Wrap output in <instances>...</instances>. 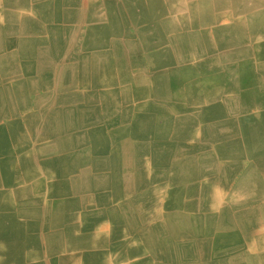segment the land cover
<instances>
[{
  "label": "bare ground",
  "instance_id": "1",
  "mask_svg": "<svg viewBox=\"0 0 264 264\" xmlns=\"http://www.w3.org/2000/svg\"><path fill=\"white\" fill-rule=\"evenodd\" d=\"M76 1L72 0L69 5L76 4ZM1 2L2 0L0 5ZM51 2L52 5L46 2L47 6L39 10L42 19L49 18L53 13L51 7L54 2ZM228 3L229 0H211L210 5L203 6L200 1H191L187 4L188 16L191 17L189 21L192 24L198 23L193 38L200 41L197 43L206 52L227 49L220 55L227 57L232 54L238 61H234L227 68L213 66L217 71L211 72L208 71V63H199L195 67L198 73L192 71L193 77L188 73L189 68L182 65L176 67L174 74L191 81L185 82L187 87L183 90L163 91L157 83L159 76L154 75L146 76L147 87L141 86L143 78L137 77L136 89L121 91L124 97L136 98L139 103L147 99L167 100L163 107L160 106V124H155L154 121L156 106L144 104L133 107V111L143 119L139 124L120 122L115 128L105 130L96 123L91 113L86 116L85 123L59 122L55 127L53 124L54 130L60 133L71 127L73 130L76 128V132H82L85 127L81 137L74 135L60 138L61 145L68 152L73 150V155H60L57 164L61 167L60 164L63 163L67 170L71 168L75 173L73 181L77 183L72 188L71 201L67 199L69 201L53 204L55 222L61 221L59 208L66 206L69 213L65 217L67 220L73 219V228L78 225L82 230L87 227L83 224V213H89L88 227L94 240L93 243H85L83 235L72 238L71 228H68L66 235L60 237L55 244L52 253H55L56 258L48 261V264L79 262L71 255L62 257L57 253L66 240L71 244V249L81 254L84 259L81 264H116L120 259L133 256H137L134 264H264V40L255 38L260 36L258 34H264V0H231L229 5L237 6V11H233L234 15H240L242 19H234L231 25L218 26L209 32L204 31L201 28L204 18L213 15L208 9L209 6L216 9ZM30 5L37 9L35 1L30 2ZM105 6L110 11L111 24L140 23L159 18L166 13L160 0H119V3H105ZM133 6L140 7L137 15ZM24 8L26 7L10 11L0 10V37L3 36V30L9 32L15 29H32V22L22 17L26 12L22 11ZM57 13L58 16L64 15L61 11ZM7 16H14V22L2 27ZM159 29L157 26L150 35L154 33L160 36ZM226 32L229 35H224ZM101 35V29L90 28L87 38ZM179 39L178 36L173 37L175 43ZM29 44L21 41L18 46L21 50L30 49L32 46ZM181 46L182 44L178 45L170 54V60L175 65L180 62L178 57ZM250 53L251 59L248 57ZM161 56V52L151 55L154 65L163 64ZM88 65L92 67L91 63ZM59 74L61 77L64 75L62 72ZM160 79L163 81L164 77ZM207 84L218 85V89H211ZM1 88L4 87H0V90ZM14 98L17 99L18 96ZM79 110L86 114V109ZM66 116L68 117V113ZM139 130L144 139L136 138ZM176 152H179L177 156ZM82 165L88 167L77 171V166L83 167ZM63 184L58 181L56 195L67 193L68 186ZM82 185L84 189L92 192L88 200L86 193L83 196L80 193ZM126 193H130L129 198H125L129 195ZM118 198L121 201L115 204ZM223 199L228 201L224 202ZM249 200H255L252 209L256 216L252 223L238 228L239 220L235 212L238 208L246 207ZM197 209L198 216L195 219L198 221L194 222L191 213ZM104 218L110 219L112 223L101 222ZM121 226L127 229L130 239L136 243L135 246H126L119 240ZM1 233L0 229V238H4L8 246L4 253L5 258L14 255L15 264H24L23 256L21 257L15 244L20 240L25 242V235ZM104 233H108V236ZM47 240L51 242L49 238ZM88 244H92L94 249L87 250ZM107 248L116 249L117 254L113 255ZM103 249L106 251L104 257L101 253ZM1 261L3 260L0 259V264H3Z\"/></svg>",
  "mask_w": 264,
  "mask_h": 264
},
{
  "label": "crops",
  "instance_id": "2",
  "mask_svg": "<svg viewBox=\"0 0 264 264\" xmlns=\"http://www.w3.org/2000/svg\"><path fill=\"white\" fill-rule=\"evenodd\" d=\"M33 1L37 3V9L30 5V2ZM42 1L2 0L0 5V10L4 11L26 7L22 9V11L26 10L22 17L32 22V29L25 28L23 31L15 29L9 32L3 30V36L0 37V87H4L1 88L2 91L0 90V119L2 118L0 120V229L2 230L1 234L10 233L17 236L22 233L25 235L24 237L27 238L25 242L20 240L15 244L16 248L20 250L21 257L23 256L22 261L24 264H48V261L53 260L54 257L56 258L55 253H52L56 247L55 244L58 239L60 240V237L66 235L65 232L68 228H71L72 238L83 235L85 243H93L94 240V235L88 227L89 213L82 212L85 217L83 224L87 226L82 230L79 229L78 225L75 226L77 229L73 228V219H71L72 221L67 220L65 215H68L69 209L66 206L59 208L58 213L61 216V221L59 223L55 222V215H53L55 205L53 204L60 201H71L72 188L77 183V181H73L75 173L71 168L67 170L63 163L60 164L61 167L57 164L60 155H73V150L68 152L66 147L61 145L60 138L65 139L67 136L74 135L81 137L85 127L82 128V132H76V128L73 130L71 127L63 129L60 133L58 130H54L53 124L55 127L56 123L59 122L73 123L78 121L85 123L86 116H89L90 113L96 123L105 130L115 128L120 122L142 123L143 119L133 111L134 106L144 104L163 107V103H166L167 100L147 99L139 103L136 98L124 97L121 91L123 89H136L137 77L143 78L141 86L144 87H147L148 83L145 80L146 76L153 77L157 75L159 76L157 83L163 91L183 90L187 87L186 83L191 81L185 80L181 75L174 74L176 67L182 65L189 68L188 73L193 77L192 71L198 73L195 67L200 65L199 63H208V71L211 72L213 70L217 71L214 67L227 68L233 65L234 61H238V59L235 60L232 57V54L227 57L220 55L227 49L206 52L197 43L200 41L193 38L194 32L198 29V23L192 24L189 21L191 17L188 16L187 4L191 1L198 3L200 1L201 5L206 6L211 4V0H160L163 10L166 11L164 15L156 19H148L132 24H111L109 22L110 11H107L105 3H113L114 5L119 3V0H77V3L73 5H69L72 0ZM51 1L54 2L51 7L53 13L50 14L49 18L42 19L39 16V10L47 6L46 2L52 5ZM230 2L231 0H229ZM229 3L216 9L209 6L208 9L213 12V15L204 18L205 22L201 24V28L209 32L218 26L231 25L234 19H242L240 15H234L233 13L237 6H230ZM57 11L63 12L64 15L58 16ZM133 11L137 15L140 12V7L133 6ZM14 18V16H7L4 21L2 20V27L13 24ZM157 26L160 27L161 35L158 36L154 33L150 35V32ZM90 28L101 29L102 35L87 38ZM139 33L146 35H140ZM224 35H229V33L226 32ZM174 36L180 38L177 43L173 40ZM231 36H234L233 33ZM18 39L30 43L29 45L32 47L21 50L18 46L21 41H18ZM181 44V54L178 57L180 62L175 65L170 60V54ZM149 50L152 51L149 52ZM157 52H161V59H163V64L159 66L154 65L150 58L151 55ZM248 57L251 59V53ZM88 63H91L92 67H89ZM61 72L64 74L62 77L59 74ZM203 74L207 75L201 73V75ZM162 76L164 77L163 81L160 79ZM105 79L107 80L105 81ZM207 85L211 89H218V85ZM14 96H18V98L15 99ZM79 104L80 106H77ZM107 107L119 108L114 113L118 121L111 128L104 124L107 113L105 108ZM82 108L86 109V114L84 111L79 110ZM67 113L68 117L66 116ZM141 134L139 135L138 132L136 138L144 139L145 137ZM2 165L4 166L2 167ZM82 166H77V171L88 167ZM59 170H62V172ZM58 181H62L63 185L68 186L67 193H62L59 196L56 195ZM81 188L80 193H82V196L86 193L87 200L90 199V193L92 192L89 189H84L83 185ZM126 194L129 195L125 198H129L130 193ZM120 201L121 198L116 199L115 204ZM1 219L4 221L3 223ZM110 221L108 218L101 220V222H107L108 224L112 223ZM8 225L10 228L7 229ZM120 229L119 240L124 242L126 246H135L136 243L133 242V239H130L131 235L126 231L127 229L124 226H121ZM104 234L108 236V233ZM48 238L52 243L47 240ZM70 246L71 244L66 240L61 245L60 251H57L59 256L71 255L79 261L77 264L83 263L84 259L79 251H74ZM87 247H85L87 250L94 249L92 244H88ZM107 249H110L113 255L117 254L116 249ZM7 250L6 240L0 238V259L3 260L1 263L15 264L16 257L14 255L5 258L4 253ZM28 251L31 253L28 254ZM101 253L104 257L106 251L103 249ZM135 257L137 258V256ZM135 257L120 259L116 264H134Z\"/></svg>",
  "mask_w": 264,
  "mask_h": 264
},
{
  "label": "rangeland",
  "instance_id": "3",
  "mask_svg": "<svg viewBox=\"0 0 264 264\" xmlns=\"http://www.w3.org/2000/svg\"><path fill=\"white\" fill-rule=\"evenodd\" d=\"M251 3V1H249ZM260 36L255 37L256 39L258 40H264V34L261 33V34H258ZM264 52V49L262 50ZM261 51V52H262ZM262 52V53H263ZM254 106V105H253ZM158 108V109H157ZM253 108V107H251ZM106 109V116H105V120H104V124L105 126H107L108 128H111L115 125V123L118 121V118H116V116L114 115L115 111L116 110H119V108H111V107H107L105 108ZM162 111V107L160 106H157L156 107V118H155V124H160L159 122H161V117H160V113ZM252 111V109H251ZM112 117V118H111ZM114 118V119H113ZM139 123V122H138ZM141 131L139 130V135H140ZM210 144H211V141H210ZM210 148V147H209ZM207 148V149H209ZM179 154V152H176L175 156H177ZM222 201L224 202H227L228 200L226 199H223ZM253 201L255 200H249L247 203H246V207H241V208H238L237 211L235 212L238 220H239V225H238V228H243L245 225H247L248 223H252L253 222V218L256 216L255 214V210L252 209L253 206H254V203ZM198 212V209L195 210L194 212H192V216H194L193 218V221L194 222H197L198 220L195 219V216H198L197 213ZM248 252V251H247ZM250 253V252H248Z\"/></svg>",
  "mask_w": 264,
  "mask_h": 264
}]
</instances>
